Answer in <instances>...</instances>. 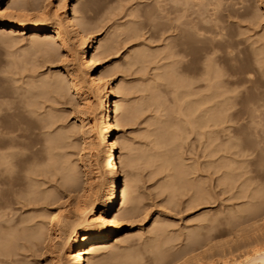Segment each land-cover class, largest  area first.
<instances>
[{"label": "rangeland", "instance_id": "374dc122", "mask_svg": "<svg viewBox=\"0 0 264 264\" xmlns=\"http://www.w3.org/2000/svg\"><path fill=\"white\" fill-rule=\"evenodd\" d=\"M35 1H37V2H35ZM59 1H61V0H32V1L27 0V2H28L27 5L29 6L28 8L33 11V12H31L32 15L34 14L35 16L36 15L39 16L38 17L39 20H48V19H50L49 17H51V15L55 12L57 7L59 6ZM153 1H154V3H153ZM203 1H205V0H203ZM207 1H209V2L211 1V3H212V4H208V6H207L210 10H212L214 2L218 3V1L216 2L215 0L214 1L213 0H207ZM207 1H205L203 3H207ZM221 1H222V4H220ZM9 2H11V1L10 0H4V2L1 4L3 9H4V12H8L9 10H11L8 6ZM165 2H162V4L160 2V4L162 6L168 4V6H169L170 2H168L166 0H165ZM152 3L154 5L155 0H65L63 7L62 6L60 8L58 7V9L56 11V12H60V11L63 12V10L65 9L66 14L71 16L72 15L71 7L73 4H75L76 5L75 7H77L78 10L82 12V15L84 14V16L86 17V21L91 26H93L94 31L91 30V32L86 35V38L87 37L88 38L93 37V39L96 40L95 45H98L100 42H103V41L108 42L111 39V41H109L111 43L109 46V49L103 54H101V53L98 54L99 59H98V67L97 68L99 71L100 70L109 71V75L110 74L111 75L108 76L106 78V80H111L112 83L116 84L120 89V91L116 94V97H113V98L114 99H120L121 100L120 103H122V107L129 109V113L127 114L128 115V122L120 123L119 125H117V127L115 129V133L113 135V140L116 143L115 152H116V155H118L120 152L123 151L121 155H123L125 157L128 156L129 155L128 153L130 152V155L133 154V155L138 157V158L135 157V161L133 162L132 167L131 168L129 167L131 172H133V175L135 174L134 177L136 179V180H134V186L132 189L133 196H135V195L137 196V198H135V200H136L138 205L135 204L136 202L135 203L133 202L135 204V205L134 204L133 205L136 206L135 212L132 216H130L131 219L124 218L122 220L123 230L115 235L113 240L107 244L108 246H105L106 248L99 246L98 250L93 251V252L88 254V255L92 256L91 257L92 261L90 260V263H92V264H95V263L96 264H109V263L110 264H112V263L113 264H147L149 262L148 257L152 255V253L150 251H148L150 245H152L151 241H153L155 243V240L157 239L156 240V242H157L159 238H162V239H159L160 241H158V242L162 243L164 249L168 250L167 252L170 251L169 254L176 252V255H174V257H176L177 253L179 252L178 256H180V258L178 260H176L177 261L176 264H178V263L180 264L181 261H182V264L183 263L189 264L187 259L190 261V264H191V261H192V260H190L192 258L191 254H193V258H192L193 263H195L197 261L195 264H199L200 257L202 260L201 261L202 263L200 262L201 264H204L205 262L208 263V261H209V264L210 263L219 264L222 261V258H224V261H226V262H230V261L234 260V258L241 259V257H243L244 254L249 252L251 247H253L255 245L257 246V244H259V245L264 244V202H263L264 198L261 199L262 200L261 201L258 199H251L249 197V195L251 193L250 189L252 190L253 186H256V188H259V189L261 187V190L264 191V159H261L259 161V159L257 160V158H256V156H257L256 155V153H257L256 147L258 146V148H260L264 144L263 143L264 142V137H263L264 136V115H263L264 114V111H263L264 108L262 107L263 109H260L261 111L258 110L257 112H254L253 119H254V121H257V123L258 122L259 123L256 125L257 127L255 126L256 128H254L253 131L251 130L252 129L251 127H250L251 129L249 128V125L247 122L248 118L246 119L247 116H245V114L252 107V105L255 101L254 99H257L260 96H262L261 98H264L263 97L264 96V72L262 73V70L264 69V66H263L264 65L263 64V62H264L263 61L264 60V45H263L264 40L261 39V40H263V41H261L259 39V38H261L260 35L264 31V18H263V15H261L262 12L258 8L259 5H264V0H220L219 5H221V6H219V10L217 7V9H215L216 11H214V12H215V15L217 14V16H218V19L215 20L216 23L219 21L220 22L222 21L221 22L222 24L217 23L220 27L222 26V29L220 31L221 34H215V33L210 34L209 33V35H207L208 33H206V34L204 33L203 38H199L198 41L193 40L194 43H193V41L192 42L189 41L191 43H188V41H187L188 44L185 43V40H186L185 37L182 35H179L180 34L179 32L177 33V31H176L175 32L176 35L174 32H170V31L164 32V31H166V28H167L165 25L169 24V20L167 18H165V15L166 14L168 16L171 15V14H168L164 9H163V11L161 9L162 12L160 11V13H159L160 19H162V20L159 19V16H158V19L154 18L155 21L153 19H149V17L152 18V15H151L152 13L150 15L146 16L148 14V12H146V11H149V13L154 11L155 5L152 6ZM163 3H165V4L163 5ZM149 4H150V6H149ZM35 5H37V8H39V10L36 8H33V7H35ZM43 5H45V6L43 7ZM147 6L153 7L152 8L153 10L146 9V8H148ZM30 7H32L35 10H33ZM40 7L44 8L43 9L44 12L41 11V13L43 12L42 14L40 13V9H41ZM144 9L146 10L145 13H143ZM36 10H37V12H35ZM52 10H54V11L51 14ZM229 11H231V12H229ZM233 16H235V17H233ZM52 18H54V17H51V19ZM156 21L158 22L159 26L162 24H164V25L160 26L158 28V27H156V25L154 26V24H152V22L154 23ZM159 21L161 23H159ZM206 24L210 25V23H206ZM94 25H95V27H94ZM119 27L121 30L119 29ZM164 27H165V29H164ZM0 29H1L0 32H2V33H0V94H1V90H2L1 95L3 97H5L4 99L8 100V103L10 105L13 103V105H11V106H13V110L11 108L7 112V114L6 113L3 114L1 111V113H0V124L6 125V123H7L6 126L7 127L10 126L11 129L13 127L17 126L15 128V131H12L14 134L12 132H10L9 135H11V134L16 135L15 132L17 134H20L21 136L18 139L20 141H22L24 144H30V145L33 144V145L38 146L39 144L40 145L42 144L41 142L45 143V141H42V140H45V138L42 135H44L45 137H48L47 135H49L50 137L53 136L54 140L57 138L56 135H58V138L61 139V140H59L57 138L60 141V142H58V144L60 143V147H63V148L61 149L60 147H58L57 150H60V151L59 152L57 151V152L60 154V157L62 155L63 160H65L64 158H66V160L68 161V164L70 163L69 166L75 168L76 172L77 171L79 172V173L77 172V174L80 175L82 173L81 171H83V170L88 171L89 170V172H91V175L93 176V180L99 181V180H97V178H94V177H96L100 172H102L100 174H101V177L103 179H101L99 181L101 184L100 183L94 184L95 189L93 188V190H92V193L97 192L95 194L96 195L95 197L96 198L98 197V199H101L100 197L102 196V193L106 192L107 187H108V179H109L108 174L106 171H104L105 170L104 168H102V170L104 172L102 170H100L101 168L98 169V170H100L98 172L96 165H95L94 157H93L94 151H92L90 149V147L87 145V142L90 140L89 139L90 137H88V133L87 134H85V133L81 134L80 129H78V127L76 125L77 124L76 122H78V121H76V119L78 117H83L84 119L89 121L91 118V114L94 113L95 114L94 117L98 118V116L101 112L100 109L98 107H96L97 109L95 108L93 110L94 111L93 113H92V111L90 112L89 109H88L89 111H87L83 107V103H82L83 100L80 99L79 96H78L79 97L78 98L74 94H67L68 93L67 91H65L66 94L65 93L61 94L62 97L59 94H58L59 96L53 94L52 95L53 97L52 96L49 98L47 97L48 99L45 96L43 99H40L42 97H41V95L37 94L38 88H36L33 91V89L35 87L33 88V85H30L31 80H33L32 82H34V81L38 82L39 79L45 80L44 78L48 77V75H47L48 73H50V72L52 73L53 71L55 73V72H57V70H61L63 68L64 62H60L58 60H56V61L53 60V62H52V60H46L45 57L40 55L39 52L32 49L29 45L30 44L29 40H31L30 37L31 38L33 37L32 34L21 33V31L11 32V31H9V29L2 30V29H4L2 27ZM3 31L4 32L6 31V32L4 33ZM217 31H219L218 28H217ZM2 34H3V36H2ZM67 34L69 35V33H67ZM169 34H171L172 36L170 35V37L174 38L175 40L172 38H171L172 39L171 40L170 37H168ZM210 35H212V36H210ZM41 36H43V33L40 34V37ZM3 37L5 40L3 39ZM6 40H7V42H6ZM179 40H181V41H179ZM215 42H216V44H215ZM257 42L259 44H256ZM213 43H214V45L212 46ZM180 44L182 46H180ZM169 45H171V46H169ZM183 45H184V47H183ZM218 45L222 46L223 48H221ZM83 46H84V44L79 45V47H77V48L82 49ZM209 46H210V48H209ZM211 46H212V48H211ZM179 47H181V48H179ZM139 48H141V49L144 48V49H142V52L144 50H146L145 52L147 54L145 52H143V54L146 56L147 60H145L146 58L144 57L145 61L144 60L143 61L138 60L135 62L130 61L131 56ZM183 48H185V50ZM254 48H255V50H254ZM100 49L101 48L99 47L96 49V51L98 50L97 52H99V51H101ZM141 49H139V50H141ZM172 49H174V50L176 49L178 52H175V51L173 52ZM181 49H183V51ZM212 49L213 50L218 49V50L213 51ZM224 49L227 50V52ZM261 49H263V51ZM148 51H150V52H148ZM254 52L257 53L256 55L258 57L254 54ZM149 53H150V55H149ZM214 54H216V55H214ZM171 55H172L173 59H175V60L180 59L181 60V61L179 60V62H177L175 64V69H178V72H177V70L175 72V76L177 78L179 76V78L184 77V78H187L189 80H192L193 82H192L191 86L193 85L192 90L194 89L193 90L194 92H197V90L199 91L201 89L200 87H204L203 85H201V84H204V81L202 82V80H200L201 75H198V73L202 70V67L204 68L205 65H204L203 60H204V58L206 59L207 56L208 57L215 56V59L217 62L215 67L218 71L221 70L220 71L221 75H222L221 78H225V77L227 78L228 77L232 81H235V82L238 81L239 82L238 85L236 84V85H233L231 87L233 90H235V92H238L237 90H239V95H241L243 97L242 98L241 96L238 95L239 97H237L236 107L238 108V112L240 111L239 117H241L243 119V121H242L241 118H239L238 123L240 124V126L243 124V126H245V128H247V129L245 130V128L243 126H241L242 129L240 128L241 129L240 131L242 132V130H243V132L240 135L242 137L248 135L246 137V139L248 141L244 137H243V139H245L249 143L251 141V143L250 144L247 143V145H248L250 150H252L253 147L255 149H253L254 151L252 150L253 152L251 151V154L249 157H251V155L253 153L255 155H253V157H251L250 160L252 158L256 159L255 161H254V159H252L253 163L251 164V162H250V166H249V164L246 166L247 168L250 167V168H248L250 170H248V169L247 170H248L249 174L251 173L250 175L248 173L246 174L249 177H247L245 175L247 177L246 178L247 183H246V180H244V175H242L243 177L242 176H239L236 178H234V176L231 177V180H229V181H232L233 183L226 181L229 178L228 176H230V174L232 175L231 171L233 172V168H232L233 165L231 163H229L230 160L227 159L228 156H230V155L227 154L226 152H224L223 150L219 151V149L216 147V144H214L215 142L218 143L220 140L223 143L227 142V137L225 138L224 137L225 135L220 134L222 132H220L219 133L220 135L218 134L217 136H216V134H212L213 135L212 139L210 137L211 134H209L210 136L207 135L208 137L206 136L208 140L210 138L211 141L210 140L209 141L213 145L212 147L213 148L215 147L214 149L211 148L212 150H209L210 149L209 148L208 150L210 152H208V150L206 149L207 153H208V155H206V153H205L206 150L204 149L206 147L204 146V144H207L209 142L204 143L203 142V141H205L204 137L209 132L212 133L210 131L211 129L212 130L213 129L216 130V129L211 128V126L210 127L207 126V127H209L208 129L211 128L208 132V129L206 126H204V127L202 126L203 128H201V127H199L200 125L198 123H195V122L192 124H188L187 122L184 121L185 119L181 114H179V116H177L178 115L177 114L178 112H176V104L177 103L175 102L176 100H174L172 98V97H174L172 91H174L175 88H174V86H171L170 84H168V82H164L163 78L159 79L158 78L159 76L157 73L158 71L159 72L162 71V69H163L162 67H167L169 65V62H171V58H172ZM163 58H165V59H163ZM223 58H225V59H223ZM256 58H257V60H255ZM259 60L262 61L261 62L262 64H260L262 67H260V65L258 64V63H260ZM226 62L228 64H226ZM178 63H180V64H178ZM176 65H177V67H176ZM160 67H161V71H160ZM229 68H230V70H229ZM261 68H263V69H261ZM187 70H188V72H187ZM184 72H186V75ZM226 73H227V75H226ZM230 73H231V75H230ZM155 74H157V76H154ZM190 75H192L193 77H191ZM197 75L200 76L199 79H198ZM80 76H81V79L83 81L84 90L86 92L88 91L86 94L87 95L86 97H87V99H89V102H91V104L94 105L95 99H94L93 94H92L93 92L92 91L89 92V90H91V88L89 87V78H88L86 71L81 69ZM240 76H242L243 78H240ZM244 76L247 77L248 83L245 82L246 79H244ZM13 79H15V80L12 81ZM147 83H148L149 88L147 87ZM165 83H167L168 85ZM144 84L146 86H144ZM13 86H14V88H13ZM30 86H32V87H30ZM18 87H20L22 89L24 88L26 93L28 91L30 92V90L32 88L33 89L31 90L30 93L28 92L30 95L28 93H27V95L22 94L24 92V90H22V89H21L22 91L20 89H18L19 93L17 91L13 92V90L18 88ZM172 87L174 89H172ZM193 87H195V88H193ZM7 88L8 89L12 88V90L10 89L12 94L9 92V90ZM148 89H150V90H148ZM151 90H152V92L155 93L154 96L156 98L158 97V100H160L159 102L162 105H160L159 107L161 109H162V106H164V107L165 106H168V107L171 106V107H169L171 110V111L169 110V113H167V112L165 113V111H164L165 109L163 111L161 109H159V107L157 106L158 103L157 104H155V103L150 104L151 102L149 103L147 100L144 101L143 98H144V96H146L145 94L146 93L149 94V92H151ZM240 91H241V93H240ZM31 93H32V96H31ZM34 93H35V95L33 96ZM3 94H5V95H3ZM243 94H245V95H243ZM11 95H13V96L11 97ZM2 96L0 97V99L2 98ZM22 96L26 97V98H28V96L29 97L31 96L32 100L30 98H28V99L31 100L32 102H37L38 103V104L36 103L37 106H40L39 108H41V109L37 110L39 108H36L35 114L34 113H28L27 114V111L25 112L24 107L21 106L22 105L21 100L24 99V98L21 99ZM10 98H11V100H10ZM13 98L15 100H12ZM17 98H20V99L18 100ZM33 99L36 101H33ZM140 99H142L141 100L142 102L140 101ZM2 100H3V98L0 101H2ZM16 101L19 103L18 107H17ZM50 101L51 102L53 101V102L51 103ZM246 101L249 104H251L252 102L253 103L251 106H249V104ZM32 102L28 104L29 105L28 107H30L32 105ZM20 103H21V105H20ZM145 103H146V105H145ZM172 104H173V107H172ZM151 105H153L154 107ZM95 106H96V104H95ZM247 106H249V108ZM46 110H48V111H46ZM155 111L158 113L156 114ZM170 112H172V113H170ZM47 113H50V114L53 113L51 115L52 120H49L51 118L48 119L45 116ZM25 114H27V115H25ZM158 114L161 115V116H159V120L165 119L166 122L168 120L167 124H169L170 126L168 125L167 127L168 128L170 127L169 130L170 129L173 130L174 128L176 129V127H175L176 124H180L181 126L184 127V131H183V127H182V131L180 132V134L177 137V142H178L177 153L179 154V157L181 156L183 158V160H184L183 163L185 162L184 164L188 163V165H191V166L194 165L195 166L194 169L197 167L195 170H198V171L196 172L194 169H192L193 166L192 167L190 166L191 170H194L195 172L192 171L193 173L191 172L189 174L190 175L189 177L191 178L193 175L192 179H194V177L195 178L200 177V181L204 180V182H200V181H198L197 178H196V180L194 179V182L196 183V189H200V187H198V186H201L200 184H197V181L201 184L206 183L204 186L201 187V188L205 189L204 190L205 193L203 192V189L198 190L201 194L203 193L201 199L200 198H198V200L197 199H195V200L191 199L192 193H190V192L194 193L193 189H190V190L187 189V190H184L183 192H179L181 194H176L175 198L174 197L172 198L171 195L169 194L168 189L165 190L166 188L164 187V184H165L166 180L168 179V174H166L167 170L164 168H162V171H161V169L159 170V168L156 167L157 162L155 163L156 165H154L153 162L148 163L149 161L147 160L148 159L147 157L152 155L151 153L155 152V148L152 147L155 136H154V134L153 135L151 134L152 128L154 130L155 126L150 124V123H152V121H154V120H157L156 118L158 117L157 116ZM197 114L198 113L196 112L195 115H197ZM240 115H243V116H240ZM6 117H9V119H7ZM35 117H37V118L35 119ZM40 117L41 118L46 117L44 119V122L42 120H40ZM160 117H162V118H160ZM167 117H169L170 119ZM37 119H39V120H37ZM34 120H35V122H34ZM53 120H54V122L56 120L57 121L54 123ZM182 120L186 125L183 124ZM41 121H42V124H41ZM50 122H52L53 125H51ZM243 122H245V123H243ZM37 123H39V124H37ZM187 124H188V126H187ZM43 125H44V127H43ZM197 125H199V126H197ZM259 125H261V126H259ZM46 126L47 127L50 126V127L47 128ZM196 126H197V128L195 129ZM10 127H8V128H10ZM20 127H21V129H19ZM37 127H39V128H37ZM68 127L72 128V129L70 128L71 132L69 131V134H68V130H70V129ZM205 127H206V129L203 130ZM66 128H68V129L66 130ZM83 128H85V127H83ZM2 129H4V128H0V130H2ZM41 129H42V131H41ZM198 129H199L200 133L198 132ZM13 130H14V128H13ZM201 130L203 133L205 132L206 134L204 133L205 134L204 135L201 132ZM254 130L258 134L255 133ZM245 131H246V133H245ZM1 132H3V130ZM43 132H45V133L43 134ZM154 132L155 131H153V133ZM249 132L255 133L254 134L255 137L253 136L254 137L253 138L252 137L253 134L252 133L249 134ZM22 133H25V134H22ZM64 133L67 134L66 135L67 137L66 136L62 137V135ZM89 133H91V132H89ZM146 133H148V134H146ZM183 134H185V135H183ZM2 135L3 134H0L1 137H2ZM214 136H216V138H214ZM221 136L224 138H222ZM64 138H65V140H64ZM257 138H259V139L257 141H254ZM216 140H218V141H216ZM260 140H262V141H260ZM120 141H124L125 144L126 143L128 144V147H125L126 149L124 148L121 151H120V145H119ZM252 141L254 142V144ZM56 142H57V140H56ZM124 142H121V143H124ZM255 142L256 143L260 142V144L259 143L255 144ZM210 143L208 145H210ZM164 146L168 147L166 144ZM209 147H211V146H209ZM134 148H136V149L134 150ZM216 148L218 150H216ZM258 148H257V150H258ZM202 149H204L205 152ZM137 150H138V152H137ZM213 150L218 151V153L217 154L214 153ZM55 151H56V149H55ZM134 151H135V154H134ZM248 151L246 150V152H248ZM219 152H220V154H219ZM221 153H223L222 154L223 158L221 157ZM263 153H264V149H263ZM223 155H225V157ZM81 156L84 158H82ZM140 156H142V157H140ZM181 157H180V159H182ZM218 157L219 158L221 157V159H223L222 160L223 162L220 160V162L222 164H224V162L226 161L224 165H226V167H228L230 169L229 170L230 174L228 173V176H227L228 171L223 170V168L227 169V170H228V168L223 167L224 165L222 166L219 161L216 162L217 165L215 164V160H217ZM224 159H225V161H224ZM145 162L148 164H146ZM194 162L196 165L194 164ZM258 162L260 165L256 164ZM88 163L90 164V168L86 167ZM208 163H210L211 165H209ZM206 165H208L207 166V167H209L208 169H207ZM213 165H215L216 167ZM212 166H213V168H212ZM217 166H219V168ZM73 168H71V170H74ZM79 169H80V171H79ZM58 172H60L59 174H61L60 170L57 172H54L53 174L45 173L44 176H47V178L49 176H51V177H49L50 179L49 178L48 179L52 182L49 181V182L43 184V186H45V187L42 186V188L47 187V188H50L49 190H51V189L54 190L55 186L58 185L57 183L61 182V181H58V179L60 178L59 176H61L58 174ZM222 172L228 177L227 179L225 178L226 176H224V174ZM167 173H168V171H167ZM222 175L224 176L225 179L222 178ZM80 176H78L79 181L81 179ZM220 176H221V179H220ZM240 177H242L243 179L240 180ZM232 178H233V180H232ZM254 179H255V181H253ZM221 180H222V182H221ZM252 181H253V183L254 182L255 183L252 184L251 183ZM219 182H221V183H219ZM245 183L248 184L249 186H247ZM80 184H81V181H80ZM217 184L218 185L221 184V185L218 186ZM229 184H233L234 186L232 185L231 187H229L230 186ZM235 184L237 185L236 187H235ZM236 188H237V190H236ZM253 188H255V187H253ZM239 192H242V193L240 194ZM5 195L3 193L2 197L4 199L8 200L7 198H9V195L6 196L7 198H5ZM204 197H206V198H204ZM192 198H193V195H192ZM64 200H65L66 204H68V205H66L64 203L67 207L65 205H63L62 207H60V209L62 211H64V210H66L67 212L69 211L68 214L71 215L70 219H73L75 214H77V210L75 209L76 200H74V198H72V197H70V198L66 197L63 199V201ZM198 201H200V202L198 203ZM248 202H250V204H257V205H255V207L257 206L256 209H258V210L256 211V209H255V211L252 212V213H254L253 216H252V213H249L251 211L244 210L245 204H249ZM54 206H55V204H54ZM13 207L16 208L15 210H13V212L14 213L17 212L15 214V216H19L18 214H20V216L24 215V214H25V216H29L28 213L32 214V211H28V212L23 211V213H22L20 211V209L17 208L16 205H14ZM37 209H39L37 211L40 212L41 214H43V213L47 214L45 207L38 206ZM240 209H241V212L238 211ZM229 211H231V212H229ZM236 211H237V213H236ZM33 212H35V211H33ZM246 212H248L251 215H247ZM200 215L202 216V218L200 217ZM72 216H73V218H72ZM205 217H206V219H205ZM75 218H76V216H75ZM214 218H215V220H214ZM35 220H37V219L35 218ZM210 223L212 226H210ZM155 224H156V226L161 227L162 231H159L157 233L154 232L155 228H156V226L154 227ZM205 225H207V226H205ZM152 227L154 229L153 232H152L153 229H151ZM164 229H165V231H164ZM161 232H164V233L160 234ZM197 232L200 235H197ZM189 233H192V234H189ZM193 233L196 234L197 236L195 235L196 236L195 237ZM154 234L157 238H155ZM156 234L159 236H157ZM201 234H203V235L201 236ZM188 235H190V237ZM154 238H155V240H153ZM55 239H56L55 244H57V245H55V249H56V248H58L59 242L61 239H58V238H55ZM185 240H187V241H185ZM188 240H189V244H188ZM190 240H192V241L190 242ZM163 242H164V244H163ZM191 243H193V245ZM195 243L198 244L197 245L198 248H199V245L201 244L200 248H202V249L200 250V248H199V251H198L197 246H194V245H196ZM190 244L194 247L195 250L193 249V247ZM203 244H206V245H203ZM185 245L187 247H190V248L185 247ZM181 249L184 251H182ZM186 249L189 252V254H186L187 253ZM190 249L193 250L192 251L193 253L191 252ZM48 250H50V249H46V250L42 249L41 252L31 250V252L27 251L28 254H27V252L25 253V251H23L24 253L23 254L21 253L19 255L20 258L22 257L21 260L19 261L20 262L19 264H52L54 259H55L56 253L54 250H53L54 252L51 250L49 252ZM114 250H119V252H117V253H120V252H123V253L118 254L117 255L118 257L114 256L116 258H111L110 257V256H112L111 251L113 252ZM175 250H177L178 252ZM195 251L197 253L196 258L198 256V254L201 253L199 255V259H197V260H196L195 255H194ZM32 252H34V253H32ZM37 252H39V254H36ZM183 252H185L184 254L186 256H184V254H182ZM127 254H128V256H127ZM173 254H175V253H173ZM27 255H28V257H26ZM23 257H24V259H23ZM61 257H62V261H63L62 263L67 264V261H65L66 257H64L63 255H61ZM20 258H18V259H20ZM181 258H182V260H181ZM183 258H184V260H183ZM211 260L213 262H211ZM219 260H220V262H219ZM176 261H174L173 263L175 264ZM173 263H171V264H173ZM17 264H18V262H17ZM149 264H151V263L149 262Z\"/></svg>", "mask_w": 264, "mask_h": 264}, {"label": "bare ground", "instance_id": "6f19581e", "mask_svg": "<svg viewBox=\"0 0 264 264\" xmlns=\"http://www.w3.org/2000/svg\"><path fill=\"white\" fill-rule=\"evenodd\" d=\"M10 1L11 2L8 3L9 4L8 6L11 10H9L8 12H4V9L1 5L4 2V0H0V28L1 27L4 28L2 30L9 29V31H11V32L21 31V33L32 34L33 37L32 38L30 37L31 40H29V42H30L29 45L32 49L39 52L40 55L44 56L46 60H52V62H53V60H55V61L58 60L60 62H64L63 68L61 69L62 71L57 70V72H55V73H54V71L52 73L51 72L48 73L47 74L48 77L46 76L47 78H44L45 80L39 79L38 82H35V81L32 82L33 80H31L30 85H33V88L35 87L34 89L32 88L33 91L36 88H38V91L37 90L36 91H37V94L41 95L42 98H40V99H43L44 96L46 98L47 97L49 98L53 94H55V95L59 94L62 97L61 94L65 93V91H67L68 92L67 94H74L77 97L79 96L80 99L83 100V102H82L83 107L87 111L90 110V112L92 111V113H93L94 112L93 110L96 107H98L100 109L101 112H100L98 118L94 117L95 116L94 113L91 114V118L89 121L84 119L83 117H78L76 119V121H78V122H76L77 123L76 125H77L78 129H80L81 134H84V133L87 134L88 133V137H90L89 138L90 140L87 142V145L90 147V149L92 151H94L93 157H94L96 168H97V170L100 168H101L100 170H102V168H104L105 169L104 171L107 172L109 179H108V187H107L106 192L102 193V196L100 197L101 199H98V197L96 198L95 194L97 192L92 193V190L94 188V184L100 183L99 181L101 179H103L101 177V174H100L102 172H100L96 177H94V178H97V180H99V181L93 180V176L91 175V172H89V170L88 171L87 170L81 171L82 172L80 174L81 176L79 174H77L78 171L76 172L75 168L69 166L70 163L68 164V161L66 160V158H64L65 160H63L62 155L60 157V154L58 153L60 151V150H57V148L60 147V143L58 144V142H60L59 140H61L58 138V135H56V137L59 140L57 138L54 140L53 136L50 137L49 135H47L48 137H45L44 135H42L45 138V140H42V141H45V143L40 141L42 144L41 145L39 144L38 146L33 145V144H31V145L30 144H24L22 141H20L18 139L21 136L20 134H17L15 132L16 135H12V134H11L12 136L9 135L10 132L15 131V128L17 126L13 127L14 128V130H13V128L11 129L10 126H8L10 128H8L6 126L7 123H6V125L0 124V128H4V129H2L3 132H1L2 130H0V134H3V135L5 134L4 136L2 135V137L0 136V264H17V262L19 264L20 263L19 261L22 258V257L20 258L19 255L21 253L23 254L24 253L23 251H25V253L27 251L31 252V250L41 252L42 249H45V250L50 249L51 251H53V250L55 251L56 255H55V259H54L52 264H63L61 255L66 257L65 261H67V264H92V263H90L92 256H90L88 254L93 252V251L98 250L99 246L104 247V248H106L105 246H108L107 244L113 240L115 235L123 230L122 220L124 218L131 219L130 216H132L134 214L135 209H136V206H134V205L137 204V202L135 200V198H137V196L136 195L133 196V194H132V189L134 186V180H136L134 177L135 174L133 175V172H131V170L129 169V167L130 168L132 167L133 162L135 161V157H137V156H135L133 154L130 155L129 151H128L129 155L127 154L128 156H126V157L121 155L123 151L120 152L118 155H116V152H115L116 143L113 140V135L115 133V129H116L117 125H119L120 123L128 122V115L127 114L129 113V109L122 107V103H120L121 102L120 99H114L113 98V97H116V94L120 91V89L116 84H113L111 80H106V78L111 75V74L109 75V71H106V70H100L99 71L97 68L98 67V59H99L98 54L99 53L103 54L109 49V46L111 44L109 41H111V39L108 42L103 41V42H100L98 45H95L96 40H94L93 37L92 38H88V37L86 38V35L88 33H90L91 30H93V26H91L86 21V17L84 16V14L82 15V12L79 11L77 7H75L76 6L75 4H73L71 7V10H72L71 16L66 14L65 9L63 10V12L62 11L56 12L58 7L59 8L61 6L63 7L65 0L59 1V6L55 10V12L53 13L54 10H52V12H51V14L53 13L52 14L53 16L51 15V17H54V18L51 19V17H49L50 19H48V20H39L38 19L39 16H37V15L35 16L34 14L32 15L31 12H33V11L28 8L29 6L27 5L28 4L27 0H10ZM166 1L170 2L169 6H168V4L164 5L166 3L165 0H163V1L162 0H155V4H154L155 6L153 5L154 1L152 3V6H154V11H152L150 13H149V11H146L145 9L143 11V13H145V11L148 12V14L146 13L147 15L145 14L146 16H148L152 13L151 14L152 18L149 17V19H153V20H154V18L158 19V16H159L161 9H162V11L164 9L168 14H171L170 16H168L167 14L165 15V18H167L169 20V24L165 25L167 28H166V31H164V32H167V31L174 32V33L176 31H177V33L179 32L180 33L179 35H182L185 37V39H186L185 43H187V41H188V43H191L193 40L198 41L199 38L204 37V33L205 34L208 33L207 35H209V33L210 34H214V33L215 34H221L220 31L222 29V26L220 27L218 24H220L222 21L217 22L218 24L216 23L215 20L218 19V16H217V14L215 15V12H214V11H216L215 9H217V7L219 10V6H221V5H219L220 0H215L216 2L218 1V3L214 2L212 10H210L207 7L208 4H212L211 1L209 2L207 0H205V1H207V3H203V2H205L203 0H166ZM35 2H37V1H35ZM160 2H161V4H162V2H165V3H163L164 6H162L160 4ZM220 4H222V1ZM44 6L45 5H43V7ZM149 6H150V4H149ZM30 8H32V7H30ZM33 8H36L39 10V8H37V5H35V7H33ZM152 8L153 7H148L146 9L153 10ZM258 8L262 12L261 15H263V18H264V5H259ZM41 9H40V13H41V11H43L44 8H41ZM33 10H35V9H33ZM35 12H37V10ZM229 12H231V11H229ZM233 17H235V16H233ZM159 19H160V16H159ZM160 20H162V19H160ZM159 23H161V22L159 21ZM206 23H210V25L209 24L207 25ZM152 24H154V26L156 25V27H158V28L160 26L164 25V24H162L159 26L157 21L154 23L152 22ZM94 27H95V25H94ZM217 28L219 29V31H217ZM119 29H120V27H119ZM164 29H165V27H164ZM0 31H1V29H0ZM0 33H2V32H0ZM42 33H43V36L40 37V34H42ZM67 33H69V35ZM3 34H2V36H3ZM170 35L171 34H169L168 37H170ZM175 35H176V33H175ZM210 36H212V35H210ZM260 36H261V38H259V39L264 40V31L262 32V34ZM171 38L172 37H170V39ZM3 39H4V37H3ZM172 39H174V38H172ZM263 40H261V41H263ZM179 41H181V40H179ZM189 41H191V42H189ZM194 41H193V43H194ZM6 42H7V40H6ZM82 44H84L83 48L78 49L77 47H79V45H82ZM215 44H216V42H215ZM256 44H259V43L257 42ZM184 45H183V47H184ZM213 45H214V43L212 44V46ZM169 46H171V45H169ZM180 46H182V45L180 44ZM212 46H211V48H212ZM218 46H220V45H218ZM99 47L101 48L100 49L101 51L97 52L99 49L97 51H96V49ZM220 47L223 48L222 46H220ZM179 48H181V47H179ZM209 48H210V46H209ZM255 48H254V50H255ZM139 49H141V48H139ZM139 49H137V51H135V52L133 51L134 54L131 56L130 61H132V62H135L138 60L143 61L144 57L146 58V56L143 54V52H145L146 50H144L142 52V49H144V48H142L141 50H139ZM183 49L185 50V48H183ZM183 49H181V50L183 51ZM172 50H173V52L174 51L178 52L176 49L175 50L172 49ZM216 50H218V49H216ZM261 50L263 51V49H261ZM225 51L227 52V50H225ZM148 52H150V51H148ZM254 54L256 55L257 53L254 52ZM149 55H150V53H149ZM214 55H216V54H214ZM171 57H172V55H171ZM163 59H165V58H163ZM223 59H225V58H223ZM145 60H147V58ZM179 60L180 59L175 60L172 57L171 62H169V65L167 67H162L163 68L162 71H161V67H160L161 72H159V71L157 72L159 79L163 78L164 82H168V84H170L171 86H174V88H175L174 89L172 87V89H174V91H172V90L171 91L173 92L174 97H172V96L171 97L174 100H176L175 102L177 103L176 104V112H178L177 116H179V114H181L185 119L184 121L187 122L188 124H192L195 122V123H198L200 126L199 125H197V126H199L201 128H203L204 126H206V127L211 126V128L216 129V130H214V129L212 130L210 128L211 129L210 130V129H208L209 127H207L208 132L210 130L212 133L209 132L208 134H206L204 132L206 135L201 130V132L205 135V137L207 135L210 136L209 134H211L210 137L212 139V136H213L212 134H216V136H217L220 132H222L220 134L225 135L224 136L225 138L227 137V142L223 143L220 140L218 143L215 142L214 144H216V147L219 149V151L223 150L224 152H226L227 154L230 155V156H228L227 159H229L230 160L229 163H231L233 165L232 168H233L234 173L231 171V173H232V175H231L230 171H229L230 169L228 167H226V165H224L226 162L225 159H224V161H225L224 164H222L220 162V160L221 161L223 160V159H221L223 153H221L220 158L218 157V159L215 160V164L217 161H219L222 166L224 165L223 167L228 168V170L224 169V168H223V170L228 171L227 176L229 173L230 176H228V177L230 179L222 172L224 174V176H226L225 178L226 179L228 178V180H226V181L232 182V181H229V180H231V177L234 176V178H236V177H239L242 175H244V180H246V178L249 177L246 174L248 173V170H250V169H248L250 167L247 168L246 166L248 164L250 166V162H251V164L253 163L252 159H254V158H252L251 160H250V158L253 157V155H255V154L252 153L251 157H249V156L251 154V151L255 148L253 147L252 150L249 149L247 143L250 144L251 141H250V143L247 142L248 140L246 139V137L248 135L243 136L247 141L245 139H243V137L240 135L243 132V130H242V132L240 131L242 129L241 126H243V124L240 126V124L238 123L239 118H241V117H239L240 111L238 112V108L236 107V105H237V97H239L241 95H239V90H237L238 92H235V90H233L231 87V86L236 85V84L238 85L239 82L238 81L237 82L232 81L228 77L226 78L225 76L227 75L228 72L224 76L225 78H221L222 77L221 72H220L221 70L218 71L215 67L216 63H217L215 56H212V57L207 56L206 59L204 58L205 61L203 60L204 65H205L204 68L202 67V70L200 69L202 72L200 71L199 72L200 74L198 73V75H201V78H200V76L197 75L198 79L200 78V80H202V82L204 81L205 85L200 83L204 87H200L201 91L197 90V92H194L193 91L194 89L192 90L193 85L191 86V84L193 82L192 80H189V79L184 78V77L179 78V76L177 78L175 76L176 70L178 72V69H175V64L177 62H179ZM255 60H257V58ZM259 62H260V63H258L259 65L262 64L261 63L262 61L259 60ZM178 64H180V63H178ZM226 64H228V63L226 62ZM263 64H264V62H263ZM176 67H177V65H176ZM260 67H262V66L260 65ZM81 69L86 71V73L88 75L89 87L91 88V90H89V92L90 91L93 92L92 94H93V97L95 99L94 105H92L91 102H89V99H87V97H86L87 96L86 94L88 91L86 92L84 90V87H83L84 86L83 81H82L81 76H80ZM261 69H263V68H261ZM229 70H230V68H229ZM263 70H262V73L264 72ZM187 72H188V70H187ZM184 73L186 75V72H184ZM192 75H190V76L193 77ZM230 75H231V73H230ZM154 76H157V74H155ZM240 78H243V77L240 76ZM244 79H246L245 82L248 81L247 77H245V76H244ZM14 80L15 79H13L12 81H14ZM165 84H167V83H165ZM144 86H146V85L144 84ZM30 87H32V86H30ZM147 87L149 88L148 83H147ZM13 88H14V86H13ZM193 88H195V87H193ZM10 89L12 90V88L8 89L9 92L11 93ZM18 89L21 90L22 88L18 87L16 89H14L13 92L14 91L18 92ZM22 90H24V88ZM31 90H30V92H31ZM148 90H150V89H148ZM27 93L24 90V92L22 94L27 95ZM240 93H241V91H240ZM1 94H2V90H1ZM1 94H0V97L2 96ZM5 94H3V95H5ZM34 95H35V93L33 94V96ZM145 95L146 96L143 95L144 101L147 100L149 103L151 102L150 104H154V103L157 104L158 103L157 104L158 107L160 105H162V104H160V102H159L160 100H158V97L156 98L154 96L155 93L152 92V90H151V92H149V94L146 93ZM243 95H245V94H243ZM12 96L13 95H11V97ZM31 96H32V93H31ZM31 96L30 97L28 96V98L31 99ZM261 97L262 96L258 97L257 99H254L255 100L254 103L252 102L253 105H252V103L249 104L246 101L249 104V106L252 105V107L249 109V111L247 113L245 112L247 114V115L245 114V116H247L246 119L248 118L247 122H248L249 128L251 127L252 129L251 128L250 129L252 131L254 128L257 127L256 125L259 123V122L257 123V121H254V119H253L254 112H257L258 110L264 108V98H261ZM2 98H3V100L0 101V113L2 111L3 114L4 113L7 114V112L11 108L13 110V106H11V105H13V103L10 105L8 103V100L4 99L5 97L2 96ZM22 98H24V99H22ZM28 98L22 96L21 97L22 105H21V103H20V105L22 107H24L25 112L27 111V114L28 113H34L35 114V111H36L35 109L39 108L40 106H37V104H38L37 102H32L31 101L32 99L29 100ZM17 99L19 100L20 98H17ZM10 100H11V98H10ZM12 100H15V99L13 98ZM141 100L142 99H140V101ZM33 101H36V100L33 99ZM31 102H32V105L30 107H28L29 106L28 104ZM18 104L19 103L17 102V107H18ZM95 104H96V106H95ZM173 104H172V107H173ZM145 105H146V103H145ZM151 106H153V105H151ZM249 106H247V107L249 108ZM163 107L164 106H162V109L159 107V109H161L162 111L165 109L164 110L165 113L166 112L169 113V110H170L169 107H171V106H169V107L165 106L164 108ZM40 109L41 108H39L37 110H40ZM46 111H48V110H46ZM196 112L198 113L197 115H195ZM157 113L158 112H156V114ZM170 113H172V112H170ZM27 114H25V115H27ZM52 114L47 113L45 116L49 119L52 117L51 116ZM160 114L157 115L158 116L156 118L157 120H154V121H152V123H150V124L155 126L154 130L152 128V133L150 132L152 135L154 134V136H155L154 141H153V145H152V147L155 148V152L151 153L152 155L147 157L148 158L147 160L149 161L148 163L153 162L154 165H156L155 163L157 162L156 167H158L159 170L161 169V171H162V168H164L168 171V173L166 171V174H168V179L166 180L164 187L166 188L165 190L168 189L169 194L171 195L172 198L173 197L175 198L176 194H181L179 192H183L184 190H187V189L188 190L193 189L194 193L190 192L193 195V198H192V195L190 194L191 199H193V200H195V199L198 200V198L201 199L203 193L201 194L198 190L203 189L201 187L204 186L206 183H204V184L202 183L203 184L202 185L201 183L198 182V181H200V177H196L198 179L197 184L201 185V186L197 185L198 187H200V189H196V183L194 182V179L196 180V178L194 177V179H192L193 175L190 178L189 174L192 171H194L197 167L194 169V167H195L194 165H192L193 166L192 167L191 165H188V163L184 164L185 162L183 163V161H184L183 158L180 156L182 158V159H180L179 154L177 153V151H178V149H177V146H178L177 145L178 144L177 137L180 134V132L182 131L183 126H181L180 124H176V126H175L176 129L174 128L173 130L172 129L169 130L170 127L169 128L167 127L169 125V124H167L168 120H167V122L165 121V119L159 120V116L162 115V114L161 115ZM243 115H240V116H243ZM162 117H160V118H162ZM6 118L9 119V117H6ZM36 118L37 117H35V119ZM45 118L40 117V120H42L44 122ZM167 118H169V117H167ZM37 120H39V119H37ZM49 120H52V118ZM241 120L243 121L242 118H241ZM42 121H41V124H42ZM34 122H35V120H34ZM53 122H54V120H53ZM182 122H183V120H182ZM50 123H51V125H53L52 122H50ZM243 123H245V122H243ZM37 124H39V123H37ZM183 124H185V123L183 122ZM188 124H187V126H188ZM197 126L195 127V129L197 128ZM259 126H261V125H259ZM43 127H44V125H43ZM49 127H47V128H49ZM81 127L82 128L85 127V128H83L84 130ZM206 127L203 130H205ZM243 127L245 128V126H243ZM37 128H39V127H37ZM68 128H66V130ZM19 129H21V127ZM71 129L68 130V134H69V131L71 132ZM246 129L247 128H245V130ZM41 131H42V129H41ZM153 131H155V132L153 133ZM183 131H184V127H183ZM89 132H91V133H89ZM198 132H199V129H198ZM254 132H255V130H254ZM44 133L45 132H43V134ZM245 133H246V131H245ZM250 133H252V132H249V134ZM255 133H257V132H255ZM255 133H252L253 134L252 137L253 136L255 137V135H254ZM22 134H25V133H22ZM64 134L62 135V137L67 135L66 133H64ZM146 134H148V133H146ZM185 134H183V135H185ZM216 136H214V138H216ZM205 137H204V140L206 142L205 141H203V142L204 143H207V142L210 143V141H211L210 138H209V140H210L209 141L207 139V137L206 138ZM224 137H222V138H224ZM65 138H64V140H65ZM258 139L259 138H257L254 141H257ZM56 140H57V142H56ZM216 141H218V140H216ZM260 141H262V140H260ZM121 142H124V141L119 142L120 151L122 149H124L125 147H128L127 143L125 144V142L124 143H121ZM209 143L204 144V146L206 147V148H204L205 150L206 149L208 150L209 148H210L209 150H212L211 148H213L212 147L213 145L211 143H210V145H208ZM258 143L260 144V142H257V143L255 142V144H258ZM165 144L168 147H165L164 146ZM253 144H254V142H253ZM209 146H211V147H209ZM262 146L260 148H258V146L256 147V152H257L256 155L258 156V157L256 156V158H257V160L259 159V161L261 159H264V153H263L264 146L263 147ZM60 148L62 149L63 147H60ZM217 148H216V150H218ZM257 148H258V150H257ZM55 149H56V151H55ZM135 149L136 148H134V150ZM204 149H202V150L204 151ZM207 150H206V152L204 151L206 153V155H208ZM209 150H208V152H210ZM246 150L247 151L249 150L248 151L249 153L246 152ZM137 152H138V150H137ZM213 152L216 154L218 153V151H215V150H213ZM134 154H135V151H134ZM219 154H220V152H219ZM223 156L225 157V155H223ZM140 157H142V156H140ZM82 158H84V157H82ZM255 160L256 159H254V161ZM148 163H146V164H148ZM194 164H195V162H194ZM208 164L211 165L210 163H208ZM256 164L260 165L259 162ZM190 166L194 170H191ZM207 166L208 165H206V167ZM213 166H215V165H213ZM213 166H212V168H213ZM219 166H217V167L219 168ZM86 167L90 168V164L88 163ZM71 168H73L74 170H71ZM208 168L209 167H207V169ZM80 169H79V171H80ZM59 170L61 171V174H59L60 172H58V174L61 175L59 177L62 180L60 178H59L60 180L58 179V181H61V182L57 183L58 185L56 184L57 186H55V189L49 190L50 188H47V187H46L47 189L42 188L43 184L49 182L50 181L49 177H51V176H49L48 177L49 179H48L47 176H44V174L45 173L53 174L54 172H57ZM100 170H98V172ZM195 171L197 172L198 170H195ZM78 176L81 177V179H80L81 184H80V181L78 179ZM224 176L222 175V178H224ZM242 177H240V180L243 179ZM220 179H221V176H220ZM232 180H233V178H232ZM253 181H255V179ZM253 181L251 182L252 184L255 183V182L253 183ZM50 182H52V181H50ZM200 182H204V180L200 181ZM221 182H222V180H221ZM221 182H219V183H221ZM246 183H247V180H246ZM220 185H218V186H220ZM229 185H230L229 187H231L233 184H229ZM246 185L249 186L248 184H246ZM236 186L237 185L235 184V187ZM43 187H45V186H43ZM253 187H255V188H253ZM253 187H252V190L250 189L251 193H250L249 197L251 199H258V200L263 199L264 198V191L261 190V187H260V189L256 188V186H253ZM204 190L205 189H203V192H204ZM236 190H237V188H236ZM3 193H4V195L6 194L5 198H7L6 197L7 195H9V198H7L8 200H6L2 197ZM239 193L241 194L242 192H239ZM66 197H69V198L72 197V198H74V200H76L75 209L77 210V214L74 213L76 218H75V216H74V218L72 216L73 219H70L71 215L68 214L69 211L68 212L66 210L62 211L60 209V207H62L63 205L66 204L65 200L63 201V199ZM206 197H204V198H206ZM200 201H198V203ZM133 202L134 203L136 202V203L134 204ZM248 203L249 204H245V208L243 207L244 210L251 211L249 213L254 212L256 207H257V206L255 207V205H257V204H250V202H248ZM54 204H55V206H54ZM14 205H16L17 208L20 209V211L22 213H23V211H27V212L32 211V214L30 213L31 214L30 215L28 213L29 216H25V214L21 215V216H20V214H18L19 216H15V214L17 212H15V213L13 212V210L16 209L13 207ZM66 205H68V204H66ZM38 206L45 207L47 214H44V213L41 214L40 212H38L37 211V210H39V209H37ZM257 210L258 209H256V211ZM33 211H35L36 213ZM238 211L241 212V209ZM229 212H231V211H229ZM236 213H237V211H236ZM249 213L246 212L247 215H251ZM253 215H254V213H252V216ZM200 217L202 218L201 215H200ZM35 218L37 220H35ZM205 219H206V217H205ZM214 220H215V218H214ZM155 226H156V224L154 225V227ZM205 226H207V225H205ZM210 226H212L211 223H210ZM151 229H153V227ZM153 231H154V229L152 230V232ZM159 231H162V228L156 226L154 232L157 233ZM164 231H165V229H164ZM162 233H164V232H161L160 234H162ZM189 234H192V233H189ZM195 235L196 234H194V236ZM197 235H200V234H198V232H197ZM202 235L203 234H201V236ZM154 236H155V234H154ZM157 236H159V235H157ZM188 236L190 237V235H188ZM55 238L61 239L59 242V246L56 249H55V245H57V244H55V240H56ZM155 238H157V237L155 236ZM155 238L153 240H155ZM159 239H162V238H159ZM159 239H158V241H160ZM156 240H155V243L153 241H151L152 243L150 242L152 245H150L149 250H148L152 253V255L148 257L149 262L151 264H171L180 258V256H178L179 252L177 250H175L178 252L177 256L174 257V255H176V252H173L175 254H173V253L169 254L170 251L167 252L168 250L164 249L162 243L158 242V241L156 242ZM185 241H187V240H185ZM191 241L192 240H190V242ZM163 244H164V242H163ZM188 244H189V240H188ZM191 244L193 245V243H191ZM197 245L198 244H196L194 246H197ZM200 245H199V248H200ZM203 245H206V244H203ZM185 247H187V246L185 245ZM187 248H190V247H187ZM197 248H198V246H197ZM199 248L197 249L198 251H199ZM193 249H194V247H193ZM201 249L202 248H200V250ZM50 250H48V251L50 252ZM182 251H184V250H182ZM186 251H187V249H186ZM192 251L193 250H191V252ZM34 252H32V253H34ZM39 252H37L36 254H39ZM117 252H119V250H114L113 252L111 251V255L113 257L112 256H110V257L116 258L114 256H117L118 254L123 253V252H120V253H117ZM185 252H183L182 254H184ZM194 253H195L194 254L195 258H196V255H197L196 251ZM27 254H28V252H27ZM186 254H189V252L187 251ZM200 254H198L196 260L199 259ZM127 256H128V254H127ZM184 256H186V255L184 254ZM191 256L193 258V254H191ZM26 257H28V255ZM18 258H20V259H18ZM192 258L190 259V260H192L191 264L193 263ZM23 259H24V257H23ZM235 259L236 258H234V260H232L230 262H226V261H224V258H222L221 262L219 260V262H220L219 264H264V244H262V245L257 244V246L255 245V246L251 247L249 252L244 254L243 257H241V259H239V258L236 260ZM181 260H182V258H181ZM183 260H184V258H183ZM187 261L190 264V261L188 259H187ZM199 261L200 262L202 261L201 257H200ZM149 262L147 264H149ZM200 262H199V264L202 263V262L201 263ZM211 262H213V261L211 260ZM176 263H177V261L175 262V264ZM195 263H193V264H195ZM205 263L209 264V261H208V263L207 262H205ZM180 264H182V261L180 262ZM210 264H213V263H210Z\"/></svg>", "mask_w": 264, "mask_h": 264}]
</instances>
